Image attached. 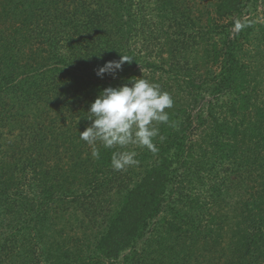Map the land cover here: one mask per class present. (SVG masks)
<instances>
[{"label": "trees", "instance_id": "trees-1", "mask_svg": "<svg viewBox=\"0 0 264 264\" xmlns=\"http://www.w3.org/2000/svg\"><path fill=\"white\" fill-rule=\"evenodd\" d=\"M250 1L0 0V264H264V81L242 62L264 24L242 18ZM133 77L214 81L228 98L199 120L203 143L187 107L166 109L157 150L130 145L138 164L116 171L121 149L79 132L100 92ZM9 215L19 227L1 231Z\"/></svg>", "mask_w": 264, "mask_h": 264}, {"label": "clouds", "instance_id": "clouds-1", "mask_svg": "<svg viewBox=\"0 0 264 264\" xmlns=\"http://www.w3.org/2000/svg\"><path fill=\"white\" fill-rule=\"evenodd\" d=\"M131 57L122 56L118 61H108L97 70V75H113L122 71L123 64ZM174 100L171 94L161 89L158 83L144 78H130V83L104 88L88 110L89 127L79 132V139L90 146L97 141L106 149L118 148L112 153L111 165L116 171L138 164L134 148H147L155 152L154 138L159 135L157 124H167ZM161 140L163 137H160ZM99 150L92 156L99 158Z\"/></svg>", "mask_w": 264, "mask_h": 264}, {"label": "rangeland", "instance_id": "rangeland-1", "mask_svg": "<svg viewBox=\"0 0 264 264\" xmlns=\"http://www.w3.org/2000/svg\"><path fill=\"white\" fill-rule=\"evenodd\" d=\"M247 17H255V20L257 22L264 24V0L250 1L244 8L242 18ZM237 30V25L230 29V39H233V37L237 33ZM259 34V32H256L254 36H259ZM261 35L262 36H259L258 38L254 37L251 42H244L246 54L242 55V62L252 68L255 77H258V79L260 80L263 79L264 81V31L261 33ZM167 56L168 55L165 54V58ZM158 59L161 62V58ZM208 66L211 67L213 66V64L210 65L209 63ZM205 68L203 67L200 73L204 72V75H206ZM212 71L216 74V71H219L218 65L213 66ZM210 76H212V74ZM213 84L214 81L208 82V85H203L204 88L202 90L197 88H189L188 90H167V92L171 94L174 100V105L177 104L185 106L189 109L193 120L191 136L194 139L199 140L201 143L204 142L202 136L205 130V126H197V124H200L199 120H206L209 117L210 105L226 101V99L228 98L226 93H224L225 95H217L215 93H211V90H207V88H210V86H212ZM117 187L119 188V185H117ZM68 214L75 215L76 213L74 209H71ZM6 218L7 219L4 224L5 226H2L1 231H8L15 226L19 227V225H16L15 223L18 221V219L14 218L13 215H9ZM54 220L55 218L52 217L51 223L53 227L50 234H52L53 232L56 233L55 230L61 227V223H57L56 226L58 228H55ZM7 224H10V226H7ZM62 228H64L63 232L65 235L72 234L75 236V234H77L78 236H83L81 233L83 229H78L76 224L65 225Z\"/></svg>", "mask_w": 264, "mask_h": 264}]
</instances>
